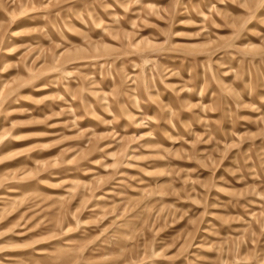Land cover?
<instances>
[{
  "label": "rangeland",
  "instance_id": "374dc122",
  "mask_svg": "<svg viewBox=\"0 0 264 264\" xmlns=\"http://www.w3.org/2000/svg\"><path fill=\"white\" fill-rule=\"evenodd\" d=\"M0 264H264V0H0Z\"/></svg>",
  "mask_w": 264,
  "mask_h": 264
}]
</instances>
